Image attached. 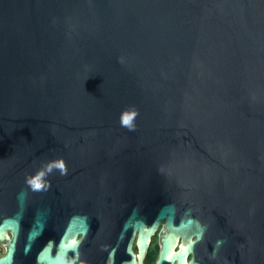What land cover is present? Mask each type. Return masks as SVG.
Segmentation results:
<instances>
[{
  "label": "water",
  "instance_id": "obj_1",
  "mask_svg": "<svg viewBox=\"0 0 264 264\" xmlns=\"http://www.w3.org/2000/svg\"><path fill=\"white\" fill-rule=\"evenodd\" d=\"M162 221L157 264L208 229L264 264V0H0V264H134Z\"/></svg>",
  "mask_w": 264,
  "mask_h": 264
},
{
  "label": "flooded vegetation",
  "instance_id": "obj_2",
  "mask_svg": "<svg viewBox=\"0 0 264 264\" xmlns=\"http://www.w3.org/2000/svg\"><path fill=\"white\" fill-rule=\"evenodd\" d=\"M165 224V221H162L157 231L151 236L150 243L147 247L145 255L141 260L139 256V248L137 245V235L133 240V252L135 254V263L134 264H157L160 252H161V242H160V231L161 227ZM12 236V233L9 232ZM56 233L45 232L42 238L41 244H48L50 241L56 243L58 241ZM77 239H81V235ZM195 239V238H194ZM219 243L218 242H221ZM235 239H231L226 236H219L210 230H205L203 237L200 242H197L193 246L192 252L187 256L186 262H191L194 264H241L240 258L241 255L239 252H236V243ZM231 244V245H230ZM233 245V246H232ZM179 245L175 248L177 251ZM37 247H32L29 251V254L24 255L22 250H17L14 260L11 264H36L34 260ZM7 253L6 246L0 244V257ZM85 255L83 253V244H81L76 253L69 254V261L71 264H128L127 261L129 257H122V259H116L115 261L107 260L102 263H96L94 261L85 260ZM23 258V259H22ZM128 262V263H127ZM162 264H178L177 261L173 263L164 262Z\"/></svg>",
  "mask_w": 264,
  "mask_h": 264
},
{
  "label": "clouds",
  "instance_id": "obj_3",
  "mask_svg": "<svg viewBox=\"0 0 264 264\" xmlns=\"http://www.w3.org/2000/svg\"><path fill=\"white\" fill-rule=\"evenodd\" d=\"M123 124L126 125V126H129L130 129L132 128V125H131L130 119H127V120H126V118H125V119L123 120ZM51 167H52V166L49 167V171H51ZM55 167H58V168H60V169H64V168H65V165H64L63 162H60V163H58L57 165H55ZM196 239H200V237H197ZM219 243H222V241H221V242H218V244H219ZM68 264H71V262H68ZM189 264H191V259L189 260Z\"/></svg>",
  "mask_w": 264,
  "mask_h": 264
},
{
  "label": "snow or ice",
  "instance_id": "obj_4",
  "mask_svg": "<svg viewBox=\"0 0 264 264\" xmlns=\"http://www.w3.org/2000/svg\"><path fill=\"white\" fill-rule=\"evenodd\" d=\"M127 119H129V118H126V120H127ZM35 186H36L37 188H40V187H41V185L38 184V183H37Z\"/></svg>",
  "mask_w": 264,
  "mask_h": 264
}]
</instances>
